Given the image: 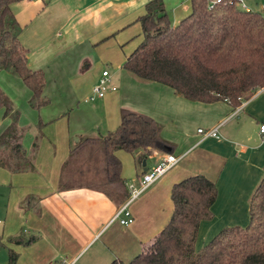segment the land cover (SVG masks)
Instances as JSON below:
<instances>
[{
  "label": "crops",
  "instance_id": "obj_1",
  "mask_svg": "<svg viewBox=\"0 0 264 264\" xmlns=\"http://www.w3.org/2000/svg\"><path fill=\"white\" fill-rule=\"evenodd\" d=\"M150 1L19 0L12 4L31 70L67 80L70 92L85 97L83 103L87 104L101 73L108 71L99 61L108 60L105 66L112 69L111 85L117 88L95 100V105L85 107L87 118L81 117L71 128L61 119L57 136L35 132L34 140L39 137L40 143L34 171L14 174L0 168L4 178L17 187L5 205L1 238L18 234L37 238L29 246L9 244L18 253L16 264L128 263L168 224L173 212L172 186L194 175H203L217 188L212 218L200 223L198 238L208 242L226 227H245L249 223V201L264 172V133L259 131L264 125V89L256 91L235 111L222 101H188L163 84L140 81L127 73L122 64L142 41L138 19ZM162 2L172 26L191 12L190 0ZM243 3L250 11L261 13L264 0ZM121 109L159 123L162 137L174 145L172 154L183 156L127 207L133 219L127 226L114 220L124 203L119 205L86 187L59 188L61 168L70 148L82 138H96L115 130ZM5 120L7 127L9 121ZM216 127L217 138L203 139L198 133L199 129ZM165 155L151 151L145 167H154ZM118 156L124 163L126 181L136 182L144 170L142 163H137L134 156ZM9 212L18 220L14 228H8L12 224Z\"/></svg>",
  "mask_w": 264,
  "mask_h": 264
},
{
  "label": "trees",
  "instance_id": "obj_2",
  "mask_svg": "<svg viewBox=\"0 0 264 264\" xmlns=\"http://www.w3.org/2000/svg\"><path fill=\"white\" fill-rule=\"evenodd\" d=\"M17 1L0 0V71L21 79L30 91L29 106L38 110L49 104L43 94L46 79L42 70L28 67V51L19 39L22 28L11 9ZM233 2L221 0L212 5L211 0H190V14L176 26L171 25L162 0L148 2L138 19L142 41L126 58L123 69L140 81L163 84L188 101H222L238 108L264 87V17ZM0 110L9 121L0 135V168L14 174L34 171L40 138L34 140L31 152L24 150L20 115L1 90ZM87 149L97 150L100 157L98 183L73 184L67 171L81 162L79 155ZM121 150L142 163L151 151L172 154L174 145L162 137V126L152 118L121 109L115 130L82 138L70 148L61 168L60 190L86 187L121 205L127 197L116 156ZM216 196V184L203 175L175 183L168 224L131 261L110 264H264V172L249 201L247 226L226 227L196 251L199 225L212 218ZM36 239L18 234L7 242L29 246ZM8 254V264H16L18 255L11 249Z\"/></svg>",
  "mask_w": 264,
  "mask_h": 264
},
{
  "label": "rangeland",
  "instance_id": "obj_3",
  "mask_svg": "<svg viewBox=\"0 0 264 264\" xmlns=\"http://www.w3.org/2000/svg\"><path fill=\"white\" fill-rule=\"evenodd\" d=\"M254 9H257V7H254ZM262 16L264 17L263 14ZM107 61L108 60L104 62L99 61V64H102V67L106 68L109 74L112 75L113 73L111 67L109 65L105 66ZM102 67L99 70H102ZM45 79L46 87L44 94L45 97L49 100V104L41 107L38 110H34L28 104L29 92L24 83L21 81V79L6 72H0V90L6 95L8 99L13 101V106L17 109L20 115L18 125L25 131L22 145L26 152H31L35 132H38L39 135H42L43 133V136L46 137L48 133H53V135L57 136V127L59 125L58 123H62L60 122L61 119H63L62 121H64L67 128H71V126L74 125L76 121L80 122L82 120L81 117L87 118L88 114L84 111L86 109L85 107L92 106L97 103V101H95L93 103L89 102L87 104H84L83 98L85 97H76L75 93H71L67 85V80L65 79L54 77V74H52L51 76L49 75V77L45 74ZM69 118H71L70 122L68 121ZM39 124L42 125L40 128ZM6 125L7 121L2 118V113L0 111V135L3 133ZM118 154L126 156L129 159H131L132 155L122 150L117 151L116 156L121 162V166L123 168H121L122 174V171L124 170V163L122 162ZM79 160L81 161L79 162V164H73L69 171H67V177L72 178L73 184L93 183L96 185V183H98L99 178L98 166L100 162V157L97 150H83L82 153L79 155ZM3 173L4 172L0 170V221L5 223V205H8L9 198L14 196V194L12 193L16 191L17 187L16 185H14V183L9 181V178H7L8 180L4 178L5 175ZM123 178L125 180V184L129 183V181H133H126L127 178L124 177V171ZM132 183L136 184L135 181H133ZM13 215H15L13 212L8 213V216L12 220V224L8 226V228H14L15 225L18 226V220H16ZM16 228V232H18L19 227ZM10 237H8L7 239H3L1 238L0 233V242L3 245L0 246V264H8V249L14 251L13 248L9 247L10 245L7 242ZM206 242L207 241L204 240L202 241V237H197L195 243V250L199 251ZM16 254L18 255V253Z\"/></svg>",
  "mask_w": 264,
  "mask_h": 264
},
{
  "label": "built area",
  "instance_id": "obj_4",
  "mask_svg": "<svg viewBox=\"0 0 264 264\" xmlns=\"http://www.w3.org/2000/svg\"><path fill=\"white\" fill-rule=\"evenodd\" d=\"M221 0H211L212 5L219 4ZM236 6L249 12L250 10L243 3V0H234L233 2ZM261 14L264 15V4L260 7ZM264 89L261 88L259 90ZM117 88L111 85V77L108 71H103L98 82L93 86L90 96L87 97L86 101L93 102L98 99L104 98L108 92L116 91ZM244 104V102L242 103ZM241 104V105H242ZM238 108L235 111H238ZM236 113V112H235ZM234 115V114H233ZM218 128H213L207 131L202 129L198 130V133L202 135L203 139L208 137L217 138L218 137ZM259 131L261 134L264 133V125L259 126ZM183 156H175L173 154H166L165 157L154 167L148 169V171L141 174L136 179V184L129 182L125 184V189L127 192V197L124 204L118 209L114 216V220H117L121 225L127 226L132 223L133 219L127 211V207L137 200L149 187L156 183L162 176H164L170 169L178 164ZM1 224V221H0ZM74 262L70 264H74Z\"/></svg>",
  "mask_w": 264,
  "mask_h": 264
},
{
  "label": "water",
  "instance_id": "obj_5",
  "mask_svg": "<svg viewBox=\"0 0 264 264\" xmlns=\"http://www.w3.org/2000/svg\"><path fill=\"white\" fill-rule=\"evenodd\" d=\"M145 164H146V162H145V160H143V162H142V166L144 167L143 173L148 171V168L145 167Z\"/></svg>",
  "mask_w": 264,
  "mask_h": 264
}]
</instances>
